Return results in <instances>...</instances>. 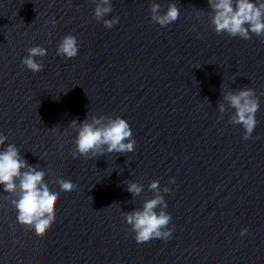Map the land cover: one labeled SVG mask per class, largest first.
Listing matches in <instances>:
<instances>
[{
    "label": "clouds",
    "instance_id": "obj_1",
    "mask_svg": "<svg viewBox=\"0 0 264 264\" xmlns=\"http://www.w3.org/2000/svg\"><path fill=\"white\" fill-rule=\"evenodd\" d=\"M95 5L94 18L102 22L105 29L111 30L119 24V17L108 19L113 12V0H90ZM211 9L210 23L217 34H227L229 37H239L243 40L251 39V35L264 38V0H207ZM151 20L161 27H166L178 20L180 8L176 3H170L167 10L161 12L159 3L150 5ZM48 23L55 25L56 21ZM195 30V25L193 29ZM50 35V33H49ZM80 46L77 38L67 35L62 38L57 55L65 59H74L79 54ZM47 50L41 46L27 49V55L21 63L33 73L43 71ZM227 106L234 109L229 123L240 125L244 129V140H248L255 130L258 121L256 113L260 108V101L255 91L249 87H242L235 91H227L222 95ZM218 104V111H226L225 103ZM70 127L76 132L75 150L72 157L85 160L103 156L105 153L123 155L134 151L135 140L131 127L126 119L119 116L106 117L92 115L83 121H73ZM57 131L56 128L50 129ZM7 137L0 133V146L5 145ZM47 173L38 165H30L21 155L15 144H8L0 151V185L9 194L11 205L16 210L17 222L27 230L34 231L38 238H43L56 223V208L60 198L59 192H54L45 182ZM175 183L174 178L169 181ZM60 191L70 193L77 190V185L70 180L57 179ZM143 185L128 182L126 191L133 197H138L143 191ZM154 193L153 198L143 202L140 209L124 212L126 223L134 232L137 243H146L153 239H170L173 229L169 228L172 221L166 212L167 203L161 194L159 181L154 180L148 185ZM170 189L165 187L164 193ZM248 229H241L245 235Z\"/></svg>",
    "mask_w": 264,
    "mask_h": 264
}]
</instances>
